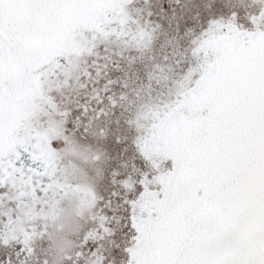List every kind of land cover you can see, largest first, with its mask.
<instances>
[{
  "label": "snow or ice",
  "instance_id": "snow-or-ice-1",
  "mask_svg": "<svg viewBox=\"0 0 264 264\" xmlns=\"http://www.w3.org/2000/svg\"><path fill=\"white\" fill-rule=\"evenodd\" d=\"M0 264H264V0H0Z\"/></svg>",
  "mask_w": 264,
  "mask_h": 264
}]
</instances>
